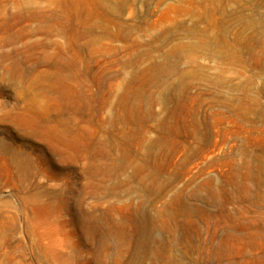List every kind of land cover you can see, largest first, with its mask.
<instances>
[{"label":"rangeland","instance_id":"rangeland-1","mask_svg":"<svg viewBox=\"0 0 264 264\" xmlns=\"http://www.w3.org/2000/svg\"><path fill=\"white\" fill-rule=\"evenodd\" d=\"M0 264H264V0H0Z\"/></svg>","mask_w":264,"mask_h":264}]
</instances>
